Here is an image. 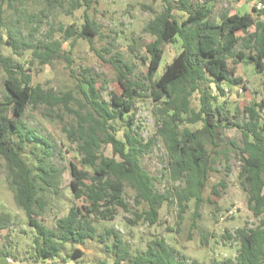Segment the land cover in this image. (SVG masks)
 Returning <instances> with one entry per match:
<instances>
[{
	"label": "trees",
	"instance_id": "16d2710c",
	"mask_svg": "<svg viewBox=\"0 0 264 264\" xmlns=\"http://www.w3.org/2000/svg\"><path fill=\"white\" fill-rule=\"evenodd\" d=\"M18 1L1 0L0 4V71L6 77V96L0 98V156L7 163L9 186L15 201L36 234L33 263L61 258L66 244L83 245L87 240L95 239L91 217L113 220L119 209L128 211L124 199L126 183L136 193L135 202L147 208L137 215L140 220L157 223L163 206L172 203L174 198L181 212H185L188 203L194 200L195 217H199V206L213 171V148L218 147V138L224 128H237L242 135L243 146L237 147L234 143L242 164L238 179L248 194V209L255 217L264 215V104L252 102L243 111L238 109L233 113L225 99L224 88L225 83L238 85L244 81L230 61L233 64L246 61L258 74H264V21L261 20L264 0H252L263 5L262 9L253 6L256 18L251 13L226 12L220 21L212 18L211 7L203 0H178L175 3L164 0L163 11L144 28L155 38L146 45L149 64L145 82L148 85L134 80L135 66L128 63L123 54L118 52L110 59H104L93 46V38L99 36L100 26L89 13L92 0H77V8L86 7L84 23L80 28L60 26L59 31L64 40H72L71 44L79 39L92 44L93 51L116 71L121 88V93H113L109 102L98 88L97 75L87 71L83 79L77 78V87L86 99V105H83L86 113L70 109L71 101H77L72 92L57 95L41 85H34L32 69L3 53V47H8L19 57L30 52L41 65L64 60L72 66L71 53L62 50L63 43L59 40L51 38L34 43L12 32L5 38L2 6L7 4L16 8ZM47 3L52 6L59 0H47ZM176 12L187 16L181 21ZM178 38L182 43L181 52L157 77L164 60V44H173ZM84 85L88 87L87 92ZM195 92L200 93L198 110L192 107L191 98ZM149 97L160 103L156 110L159 134L167 148L173 178L184 180V187L176 194L160 193L155 189V179L141 163L142 156L151 149L154 141L145 142L135 130V121L132 118L125 120L133 112L137 100ZM42 104L62 105L73 112L76 126L68 134L77 144L81 163L94 171L91 175L72 164V191L75 198L85 200L86 205L73 207L65 217L57 220L55 229L48 228L38 217L46 208L43 191L45 187H56L61 171L49 161L52 149L49 140L23 122L30 106ZM119 120L125 121L128 127L123 139L118 137L116 122ZM198 123H202V128L182 129V125ZM30 145L42 148V155L35 159L34 165H30L24 156ZM102 145H110L114 156L99 154ZM8 224L9 215H0V230ZM105 234L114 237V264H206L178 259L177 251L163 239L151 243L146 252L132 256L120 233L109 230ZM225 236L239 244L237 256L210 264H264V219L255 228L246 226L236 230L235 237L229 233ZM84 255L82 249L75 248L62 259L76 260ZM2 256L11 258L9 252L0 249ZM98 264L107 263L99 261Z\"/></svg>",
	"mask_w": 264,
	"mask_h": 264
},
{
	"label": "rangeland",
	"instance_id": "374dc122",
	"mask_svg": "<svg viewBox=\"0 0 264 264\" xmlns=\"http://www.w3.org/2000/svg\"><path fill=\"white\" fill-rule=\"evenodd\" d=\"M170 1L175 3L178 0ZM203 1L211 7L212 18L216 21H220L226 12L230 14L249 12L256 3L252 0ZM76 3L77 0H59L58 4L50 6L47 0H19L16 8L8 7L7 4L2 6L5 38L12 32L23 40H31L34 43L51 38L59 40L63 43L62 50L71 53L72 66L64 60L54 61L47 66L41 65L30 52L19 57L8 47H3L2 50L5 55L12 56L18 63L32 69L34 85H41L45 90L53 91L57 95L72 92L77 101H71L70 109L86 113L87 110L83 107L86 105V99L77 87V78L83 79L87 71L98 76V88L107 101L111 102L113 93H121L116 71L93 51L92 44L104 59H110L118 52L123 54L125 60L135 66L134 80L144 81L148 85L149 83L145 82L149 64L146 45L155 38L145 32L144 28L156 14L163 11L166 3L164 0H92L89 13L99 24L100 34L93 38L92 44L85 39H79L71 44L72 40H64L59 27L75 25L80 28L84 23L86 7L77 8ZM176 16L182 21L187 15L176 12ZM181 50L182 43L179 38L173 44H164V60L157 77ZM230 64L237 75L244 79L243 84H224V88L227 89L225 99L230 103L231 111L233 113L238 109L243 111L252 102L264 104V74H258L246 61L238 64L230 61ZM5 78L4 72L0 71L2 99L6 96ZM87 89V85H84V91L87 92ZM212 89L215 94L214 85ZM191 101L192 107L198 110L200 93L195 92ZM159 106L160 103L151 97L139 99L133 112L128 114L125 120L129 121L132 118L135 121V130L145 142L154 141L151 149L142 156L141 163L155 179V189L160 193L169 191L176 194L185 184L183 179L175 180L171 173L167 148L159 134L160 121L156 115ZM23 122L49 140L52 146L49 161L61 171L56 187H45L43 197L46 208L38 217V220L48 228L55 229L57 220L65 217L73 207L86 205L85 200L76 199L72 191V164L90 172L91 175L94 171L81 163L82 156L77 144L68 134V131L76 126L72 111L62 105L30 106L23 117ZM116 125L119 127L118 137L123 139L128 127L123 120L117 121ZM185 127L197 130L202 128V123L182 125V129ZM234 143L237 147L243 146L241 133L237 128H224L218 138V147L213 148L215 159L212 164L213 171L203 193V202L199 206V217H195L194 200L188 203L185 212H181L174 198L172 203L163 206L157 223L150 224L146 220H140L137 215L147 208L144 204L138 205L135 202L136 193L126 183L124 199L128 211L119 209L113 220L91 217L96 238L87 240L83 245L66 244L60 257H67L75 248H80L85 255L79 262L74 261L76 264H98L99 261L114 264L115 255L112 249L114 237L105 234L109 230H114L120 233L132 256L146 252L151 243L163 239L177 251L178 259L189 263L198 261L210 264L216 260L235 258L239 244L234 239L228 240L225 235L229 233L235 237L238 229L246 226L257 227L264 219V215L255 217L248 209V194L238 179L241 158ZM41 151L40 145L28 146L24 156L30 165H34L35 159L42 155ZM99 154L105 157L114 156L110 145H102ZM9 184L7 163L0 156V215H9L8 227L0 230V249L9 252L15 264L34 262L32 257L36 234L29 226L24 211L18 207ZM0 260L5 261L4 258Z\"/></svg>",
	"mask_w": 264,
	"mask_h": 264
},
{
	"label": "crops",
	"instance_id": "0c3cea01",
	"mask_svg": "<svg viewBox=\"0 0 264 264\" xmlns=\"http://www.w3.org/2000/svg\"><path fill=\"white\" fill-rule=\"evenodd\" d=\"M252 8H253V6H252ZM252 8H251V10L249 12H246V13H251L253 15V17L256 18V15L253 14V12H252ZM261 20L264 21V16L261 17ZM0 258H4L5 259V261L0 260V264H15V261L12 260V258L3 257V256L0 257ZM74 261L79 262L80 259H76V260L70 259V260H66L65 261L62 258H58V259H48V260H46L44 262H40V263L26 262V263H23V264H76Z\"/></svg>",
	"mask_w": 264,
	"mask_h": 264
},
{
	"label": "built area",
	"instance_id": "2783aa9c",
	"mask_svg": "<svg viewBox=\"0 0 264 264\" xmlns=\"http://www.w3.org/2000/svg\"><path fill=\"white\" fill-rule=\"evenodd\" d=\"M255 7H256L257 9H262V8H263V5L260 3V1H256V3H255ZM226 91H227V89H226Z\"/></svg>",
	"mask_w": 264,
	"mask_h": 264
}]
</instances>
